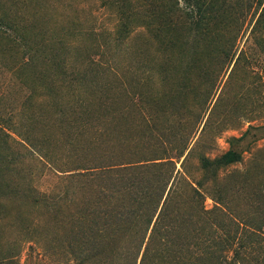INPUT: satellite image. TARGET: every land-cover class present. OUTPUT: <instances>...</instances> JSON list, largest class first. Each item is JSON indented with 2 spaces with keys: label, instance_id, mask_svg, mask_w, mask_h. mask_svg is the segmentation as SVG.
<instances>
[{
  "label": "rangeland",
  "instance_id": "rangeland-1",
  "mask_svg": "<svg viewBox=\"0 0 264 264\" xmlns=\"http://www.w3.org/2000/svg\"><path fill=\"white\" fill-rule=\"evenodd\" d=\"M196 2L201 13L183 0H0L7 33L20 28L30 44L68 51L73 68L92 52L118 86L98 112L87 91L90 115L75 114L77 92L67 100L62 90L56 105L66 112L46 102L27 126L19 110L28 87L13 68L21 54L0 31V115L11 126L0 131V264H82L54 205L60 179L158 157L173 158L186 209L193 186L207 209L226 213L203 231L228 258L216 264H264V0ZM232 147L240 161L202 168Z\"/></svg>",
  "mask_w": 264,
  "mask_h": 264
},
{
  "label": "trees",
  "instance_id": "trees-1",
  "mask_svg": "<svg viewBox=\"0 0 264 264\" xmlns=\"http://www.w3.org/2000/svg\"><path fill=\"white\" fill-rule=\"evenodd\" d=\"M183 1L188 7L197 8V13L203 11V5L196 0ZM3 24L5 21L0 20V31L7 33ZM18 29L14 35L7 33L4 37L21 54L13 68L22 86L28 87L21 104L23 110H19L24 119L22 123L29 126L36 120L40 122L46 102L58 112H66L56 105L62 90L65 97L69 95L67 100L74 98L73 91L77 92L78 101L74 102L78 106L72 103L68 106L75 114L76 109L93 113L91 102L89 109L85 107L88 90L96 91L97 112L117 100L114 93L118 86L100 76L108 72L105 67L97 66L99 61L92 52L82 53L81 64H84L73 68L68 51L63 55L37 43L30 44ZM51 70L53 77L56 76L54 82ZM138 96L141 97L139 93ZM63 102L67 101L63 99ZM4 118L0 115V131L8 136L11 126L8 123L5 126L2 121L7 119ZM182 155L179 152L177 157ZM241 158L242 153L232 147L220 158L203 161L202 168L218 171L221 165ZM172 159L158 157L151 162L149 159L78 167L75 168L78 171L63 177L62 184L60 179L61 188L52 194L54 205L61 215L60 221L69 225L70 246L73 245L74 253H82V264H216L228 260L222 254L218 257L214 244L203 234L204 226L212 222V217L226 213L217 205L207 209L203 195L193 186L189 209H186L178 193L182 179L177 176L179 171L174 174ZM81 169L90 171L83 173Z\"/></svg>",
  "mask_w": 264,
  "mask_h": 264
}]
</instances>
